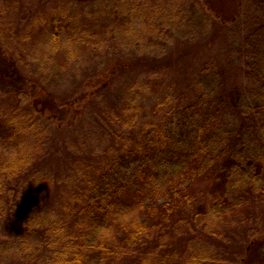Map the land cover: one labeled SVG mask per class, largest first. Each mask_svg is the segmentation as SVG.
Returning a JSON list of instances; mask_svg holds the SVG:
<instances>
[{"label": "trees", "instance_id": "obj_1", "mask_svg": "<svg viewBox=\"0 0 264 264\" xmlns=\"http://www.w3.org/2000/svg\"><path fill=\"white\" fill-rule=\"evenodd\" d=\"M191 1L192 10L186 0H0L9 15L26 7L17 40L1 16L0 31L6 50L22 60L39 56L28 52L39 35H48L53 50L65 39L80 60L79 53L147 51L177 29L193 36L227 27L217 0ZM239 7L246 20L238 57L205 61L185 94L165 93L144 117L140 95L152 73L139 86L130 82L117 105L95 115L101 147L87 148L82 132L65 146L62 174L38 165L54 157L48 136L55 128L29 110L27 86L0 111L7 145L0 148V221L17 229L15 238L0 239L3 258L14 250L32 264H124L130 253V264L226 261L206 248L209 241L224 238L239 209L264 196V0H236ZM123 75L107 64L98 77L103 87L86 96L109 93ZM263 235L264 227L250 230L254 241ZM196 244L202 248L194 251Z\"/></svg>", "mask_w": 264, "mask_h": 264}, {"label": "rangeland", "instance_id": "obj_2", "mask_svg": "<svg viewBox=\"0 0 264 264\" xmlns=\"http://www.w3.org/2000/svg\"><path fill=\"white\" fill-rule=\"evenodd\" d=\"M191 3V0L185 2L189 10H192ZM1 6L3 7L2 4ZM78 6L82 7L81 4ZM19 7L21 10L16 12L11 8L10 15L3 10L5 7H0V16L5 25L9 26L6 34L12 35L13 42L17 40L16 31L26 22V7L23 4ZM216 7L217 10H221L219 14L223 18L218 19L224 20L227 24L224 29L213 24L208 30L193 36L188 34V30L177 29L169 33L163 42L147 47V51H142L141 48L134 51L124 47L117 51L111 49L96 56L79 53L77 55L84 56L80 60L69 53L65 39L60 49L53 50L55 43L50 41L48 35L37 36L31 46H28V52L30 49L32 53L39 55L35 60L30 57L22 60L6 50L7 45L4 42L6 36L4 31H0V111L11 105L18 95L21 96L24 86H27L30 99L26 103L27 107L43 120L46 119L50 128H55L48 136L51 141L49 153H53L54 157L50 159L46 154L38 165L43 172L62 174L66 168L60 160L67 155L65 146L69 143L74 145V140L82 132L89 136V140H85L87 148L101 147L97 138L95 115L105 104L117 105L127 91L125 86L130 82L137 80L139 86L146 73H152L149 85L141 90L140 95L144 117L145 112L147 115L149 112L150 115L155 101L165 93L171 92L178 96L181 93L185 94L188 78L198 71L205 61L238 57L244 43L245 11L241 10L242 7L236 9V0H217ZM203 8V11L207 12L206 8ZM208 14L213 17L211 12ZM10 58H14V62ZM40 60H43V65ZM39 63L41 70L45 72L48 70L47 73L40 71ZM107 64L110 69H118L124 75L118 78L117 83L108 87L111 89L109 93L104 91L91 97L90 95H95L97 86L103 87L98 77ZM41 73L45 74L43 80H40ZM86 75L90 79L86 78ZM87 92L89 96H86ZM2 144L0 142V148L7 150V145ZM10 145L15 147L13 143ZM47 160H51V164L46 162ZM199 188L203 190L207 186ZM205 205L201 204L198 209L202 211ZM234 218L235 224H228L225 237L209 241L206 248L225 258L226 261L222 264H264V235L255 241L250 236L252 227H264V196L254 205L240 208ZM16 231L14 225H5L0 221L1 240L15 238ZM198 245L201 247L200 244L193 245L194 251H197L195 247L198 248ZM143 247L144 245L138 244L131 248L138 252ZM134 255L133 253L126 255L121 262L130 264L134 260ZM0 257V264H32L22 261V258L15 255L14 250L8 257L3 258L1 254Z\"/></svg>", "mask_w": 264, "mask_h": 264}]
</instances>
